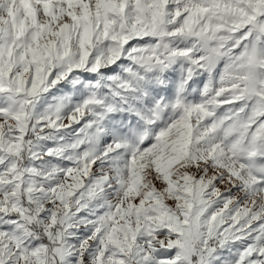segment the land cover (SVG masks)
<instances>
[{"label": "snow or ice", "instance_id": "1", "mask_svg": "<svg viewBox=\"0 0 264 264\" xmlns=\"http://www.w3.org/2000/svg\"><path fill=\"white\" fill-rule=\"evenodd\" d=\"M0 264H264V0H0Z\"/></svg>", "mask_w": 264, "mask_h": 264}]
</instances>
